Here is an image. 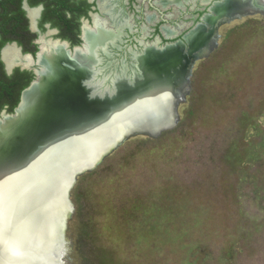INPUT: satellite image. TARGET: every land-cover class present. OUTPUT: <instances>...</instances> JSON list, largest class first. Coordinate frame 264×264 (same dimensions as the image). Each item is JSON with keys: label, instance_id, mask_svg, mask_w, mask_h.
Listing matches in <instances>:
<instances>
[{"label": "rangeland", "instance_id": "obj_1", "mask_svg": "<svg viewBox=\"0 0 264 264\" xmlns=\"http://www.w3.org/2000/svg\"><path fill=\"white\" fill-rule=\"evenodd\" d=\"M219 32L185 98L157 111L170 126L78 177L69 264H264V11Z\"/></svg>", "mask_w": 264, "mask_h": 264}, {"label": "bare ground", "instance_id": "obj_2", "mask_svg": "<svg viewBox=\"0 0 264 264\" xmlns=\"http://www.w3.org/2000/svg\"><path fill=\"white\" fill-rule=\"evenodd\" d=\"M251 10L248 3L225 0L210 21ZM212 32L203 26L192 32L191 51L204 53ZM105 37L103 29L86 28L85 51H76L71 69L61 65L66 60L61 45H45L41 81L25 91L16 117L0 119V264H69L63 261L69 248L64 221L73 172L126 131L170 126L160 123L157 111L186 93L190 56H180L179 46L164 52L150 46L137 57L136 73L124 69L108 78L99 74L93 57ZM3 58L9 68L31 62L14 45ZM179 69L183 74L177 81ZM156 112L159 125L130 129Z\"/></svg>", "mask_w": 264, "mask_h": 264}, {"label": "flooded vegetation", "instance_id": "obj_3", "mask_svg": "<svg viewBox=\"0 0 264 264\" xmlns=\"http://www.w3.org/2000/svg\"><path fill=\"white\" fill-rule=\"evenodd\" d=\"M250 1L257 3V0ZM224 2L225 0H69V3L76 4L73 6L74 11H65L69 18L74 15L72 30L62 33V30L53 25L52 21L43 23L45 10L43 3L34 6L29 0H23L22 8L28 18L29 30L37 34L30 46L35 44L37 50L24 51L23 46L17 41H9L1 48L0 58L7 74H13L16 68L22 71L27 70L34 74L32 80L34 81L37 78L35 68L38 52L47 45L49 40L65 41L69 49L73 51L75 47H83L85 43L87 44L86 28L94 32L100 28L106 32V37L94 47L97 48L95 58L99 74H106L108 78H112L117 73H122L124 69L133 73V69L138 67L137 57L139 59V55L144 54L148 47L162 50L168 44H176L179 41L187 44V37L202 26L208 32L212 31L213 23L211 24L209 19L216 15L215 6ZM237 17L233 15L232 19ZM229 21L222 22L218 27L219 36L220 28ZM13 45L21 49L22 54L18 49L20 56L32 55L33 62L28 58L33 64L31 62L29 64L32 65L16 64L13 71L8 73L3 51ZM23 65L29 66L23 67ZM3 110L8 112L5 107L0 111V115Z\"/></svg>", "mask_w": 264, "mask_h": 264}, {"label": "trees", "instance_id": "obj_4", "mask_svg": "<svg viewBox=\"0 0 264 264\" xmlns=\"http://www.w3.org/2000/svg\"><path fill=\"white\" fill-rule=\"evenodd\" d=\"M23 0H0V51L9 41H17L23 46L24 51L37 50L36 45H31L32 39L37 36L29 30L28 18L22 8ZM31 5L43 3L45 6L43 23L52 21L58 26L62 33L72 30L73 17L66 16V10L74 11L75 3L69 0H29ZM71 4V5H70ZM26 75L28 77H26ZM34 79V74L27 70L16 68L14 73L7 74L4 63L0 58V111L7 108L13 113L20 101V94L23 89L29 86Z\"/></svg>", "mask_w": 264, "mask_h": 264}, {"label": "water", "instance_id": "obj_5", "mask_svg": "<svg viewBox=\"0 0 264 264\" xmlns=\"http://www.w3.org/2000/svg\"><path fill=\"white\" fill-rule=\"evenodd\" d=\"M243 3H248L250 5V8L252 9L251 11H255V10H259V8H261V10L264 11V3L260 2L259 0H257V3L253 2V1H250V0H242ZM258 5V7H256L255 5ZM217 15H215V18H216ZM233 18V15L232 16H229L228 18H225V19H215V22L214 24L213 21H210L211 19H209V22H211L212 24V33H213V37L211 38V41H210V44L208 45L207 49H205V51H203L204 53H201L199 54L198 52L196 51H191L192 50V46L190 45V40H189V37H187V44L184 43L183 41H179L177 42L176 44H168L165 48H163L161 50V52H164L165 50H167L168 48H172V47H180V50H179V54L180 56H183L185 54H189L190 58H189V64H188V67L186 69V76H185V84H186V93H187V90H188V85H189V77L192 73V69L194 67V64L195 62L199 59V58H202L206 55H208L212 49L217 45V40H218V27L220 26V24H222V22L224 21H229V20H232ZM49 43V44H48ZM58 44V45H61V47L64 49L65 53H66V60L62 61L61 62V65L65 68H74L72 62H76V51L77 50H83L86 48V43L85 45L82 47V46H77L75 47V49L72 51L71 49H69L68 47V43L67 42H63L61 41L60 39L56 40V41H52V40H49L47 42V45H49L48 47H50L51 44ZM98 44V43H96ZM15 45V44H14ZM19 49V52L20 54H22L21 52V49ZM97 48H94L93 50V57L94 59L96 60L95 58V50ZM4 52V51H3ZM43 52H47L44 50V46L42 47V49L38 52V56H37V67L35 68V73L37 75V78L31 82V84L25 88L23 91H22V94H21V100L18 104V106L15 108L14 112L13 113H8L6 110H3L1 115H0V119L2 121L8 119V118H13V117H16L17 114H18V109L21 107L22 103H23V95L25 93V91L27 89H29L35 82H39L41 81V77L43 75V73L46 71L47 67L44 63H42L40 61V56L41 54H44ZM31 61L33 60V56L32 55H27ZM33 62V61H32ZM31 62V63H32ZM71 62V64H69ZM33 64V63H32ZM32 64H29V65H32ZM29 65H23V67H28ZM13 67L9 68L7 66V71L8 73H11L13 71ZM138 71V69H133V73H136ZM109 83V82H108ZM185 93V94H186ZM185 94L182 96V98L184 99L185 98ZM172 124V123H170ZM165 127H160L158 129H155V130H151V131H145V130H130L129 132L126 131L123 135H121L111 146L107 147L96 159L94 160H91V161H88L87 163H83L81 166H79L74 172H73V175L71 177V180H70V183H69V186H68V210H67V213H66V216H65V221H64V224H65V228H64V233L66 234V230H67V222H68V219L71 217L73 211H74V208L72 206V203H71V200H70V191L71 189L75 186L77 180H78V177L85 173V172H88V171H91L93 169H95L99 164H101L103 162V160L105 159V157L107 155H109L114 149H116L127 137L131 136V135H134V134H137V133H148V134H152V135H156L158 134L162 129H164ZM69 243V242H68ZM69 246V244H68ZM69 250H70V246L68 248V251L65 253L64 255V259L63 261L67 262L68 263V254H69Z\"/></svg>", "mask_w": 264, "mask_h": 264}]
</instances>
